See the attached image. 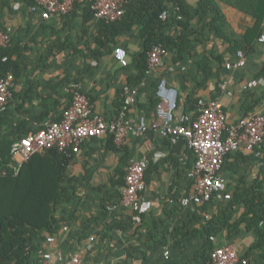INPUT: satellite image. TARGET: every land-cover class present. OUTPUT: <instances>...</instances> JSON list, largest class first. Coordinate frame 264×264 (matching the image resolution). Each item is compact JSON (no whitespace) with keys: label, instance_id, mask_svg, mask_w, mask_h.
I'll return each mask as SVG.
<instances>
[{"label":"trees","instance_id":"trees-1","mask_svg":"<svg viewBox=\"0 0 264 264\" xmlns=\"http://www.w3.org/2000/svg\"><path fill=\"white\" fill-rule=\"evenodd\" d=\"M36 1L21 0L29 13ZM82 5L84 21L93 20L89 4ZM259 8V12L253 14L258 37L264 19V0H260ZM164 11L166 16L162 18ZM219 13L212 0H198L196 5L190 4L189 0H128L119 20L96 21L95 32L90 36L94 46L88 48V56L100 60L113 52L118 37L136 29L139 48L132 53L131 63L124 67L130 73L125 85L130 89L140 87L148 76V53L153 46L159 45L165 52L163 55L172 54L173 64L185 66L182 77L187 84L181 85L185 95H178L177 105L182 106L184 113L193 112L199 99L196 96L198 89L205 87L213 77L215 66L218 69L225 67L226 59L221 54L200 51L210 40V34L230 43L222 29L225 21ZM14 37L11 35V45ZM10 44L0 49V56L8 57L7 61L0 60V75L12 72L16 76L20 71L10 58L11 53L17 51ZM247 48L249 51L251 47L247 45ZM228 49L234 56L245 47L229 44ZM254 78L264 79V61ZM249 90L252 89H246L242 99L243 115L254 112L258 101L247 98ZM120 92L123 100L124 90L121 88ZM70 100L71 95L69 103ZM121 103L117 111L121 109ZM24 123V119L12 114L10 105L0 112V264H39L48 249V235L59 236L64 226L71 228L73 236L79 235V240L93 233L111 238L106 231H131L132 241L127 243L126 253L138 264H154V260L161 258L165 246L183 258L184 254L188 255L184 262L173 260L168 264H211L210 254L216 245L210 240L211 235L223 236L226 243H230L250 233L252 242L238 252L248 259V264H264V142L259 156L242 151L226 156L225 159L231 162L226 165L229 199L205 202L197 211L189 209L185 215L188 218L181 219L185 213L178 207L177 195L173 194L174 203L167 202L158 215L152 211L143 214L139 223H135L136 212L121 221L114 217L108 221L111 216L108 207L121 197L118 189L124 187L130 153L121 159L124 165L116 170L113 190L108 191L88 185V171L82 175L69 173L68 166L74 154L72 145L63 150L54 146L35 153L15 173L11 167V145L16 138L29 132L21 126ZM110 135L105 147L113 150L117 146ZM252 167L256 170L251 171ZM147 172L145 170L144 179ZM91 206L94 214L79 219L77 213L89 211ZM100 225H103L101 233L97 229ZM193 242L198 246L188 252L189 244Z\"/></svg>","mask_w":264,"mask_h":264},{"label":"crops","instance_id":"crops-1","mask_svg":"<svg viewBox=\"0 0 264 264\" xmlns=\"http://www.w3.org/2000/svg\"><path fill=\"white\" fill-rule=\"evenodd\" d=\"M189 2L196 5L198 0H189ZM212 2L220 12L219 16L225 21L222 29L230 39V43L210 34V40L203 47L201 46L200 51H214L216 54H221L226 62H234L236 54L232 56L228 47L229 44H238L245 47L241 51L245 55L246 63L243 67L231 69L224 66L218 69L215 66L213 77L207 81L205 87L198 89L196 96L204 100H218L226 114L227 122L234 123L243 115L241 104L243 97L246 96L244 95L246 89L243 87L248 80L254 78L264 61V41H259V37L264 34V24H260L261 32L258 37V32L255 30L256 19L253 16L260 10V0H212ZM76 4L69 13L53 14L45 19L41 16L40 9L31 8L32 11L27 12L21 0L1 1L0 21L3 27L11 28L10 42L7 46L11 43V35L15 36L14 43L10 45L17 51L11 53L10 58L15 62V68L20 69L16 76L11 72L15 78L9 105L14 116L25 120L21 126L28 128L29 131H35L42 128L46 122L59 121L62 118L70 104L71 95L66 92L65 87L74 79L79 80V82L74 81L80 84L81 90L87 95L94 113L101 115L106 121L115 120L119 115L120 109L117 111V107L123 102L120 89L124 90L127 76L130 74L124 67L131 63L132 53L139 48L136 29L118 37L112 53L104 55L100 60L91 59L87 50L94 46L90 36L95 32V23L98 19L84 21L82 12L84 5ZM213 13L215 15V10ZM247 45L251 47L249 51ZM117 48L125 49L128 60L126 65H122L114 56ZM93 61L95 64H92ZM184 70L185 66L181 63L173 64L170 52L162 55L159 65L146 71L148 76L141 82L140 87H134L136 102L127 112V117L134 121H138L141 117L145 118L148 123L145 132L142 135L129 132L125 143L122 146L114 143L117 148L113 150L105 147L107 138L111 136L108 132L87 139L83 142L82 148L83 143L73 147L74 154L68 166L69 173L82 175L88 171L90 173L87 178L88 185L92 188L100 187L103 191L113 190L112 181L117 178L116 170L123 164L121 159L126 153H130V161L143 158L148 162L145 169L148 170L144 179L145 188L141 193L152 203L148 212L160 214L167 202L176 201L171 196L173 194L177 195L178 207L185 213L181 215V219L188 218L185 215L189 209L197 211L201 205L182 206L179 203L180 197L191 191L192 179L188 178L187 174L194 166L193 151L188 147L185 138L178 137L175 141H171L167 137L160 136L150 127L156 113L153 102L157 105L156 87L159 79L166 78L168 83L177 89L178 95L183 97L185 94L181 85L185 84L182 77ZM222 83L226 86V92L220 90ZM251 89L247 91V98L258 100L254 112L261 111L264 114V79L261 80V85ZM125 94L124 90V96ZM182 110V106L178 104L175 112L177 117L184 113ZM19 139L16 138L14 142ZM237 151L248 153L242 149ZM18 159L20 163V158L12 154L11 167L15 173L23 164L21 162L16 169L19 164ZM230 163L229 159H224L222 165L221 173L226 182L228 179L226 165ZM255 170V167H252L251 171ZM123 188L118 189L120 196ZM216 199L218 198L212 200ZM119 201L116 203L119 204ZM109 212L111 216L108 221H111V217L121 221L135 211L119 206ZM92 214H94L93 208L78 212L77 216L82 219ZM64 227L59 236H53V241H47L46 252L51 251L54 255L60 253L63 259H67L74 252L81 251L84 254L83 264H138V261L128 257L126 253V245L132 241L131 231H106L111 238L93 233L79 240V235H72L70 227ZM102 228L103 225L97 227L100 233ZM250 237L253 238L247 233L246 236L230 244H235L241 252L252 242L249 241ZM216 242L225 244V237L217 236ZM197 246V242L190 243L188 252ZM169 249L165 246L161 258L154 260V264H168L173 260L181 263L188 259V255L184 254L183 258L177 251L172 252ZM165 251L170 253L165 254Z\"/></svg>","mask_w":264,"mask_h":264},{"label":"built area","instance_id":"built-area-1","mask_svg":"<svg viewBox=\"0 0 264 264\" xmlns=\"http://www.w3.org/2000/svg\"><path fill=\"white\" fill-rule=\"evenodd\" d=\"M127 1L37 0L32 10L40 9L41 16L46 19L53 14L69 13L76 3H88L95 19L116 21L122 17ZM165 16L164 11L161 17ZM10 34V27L0 25V49L10 42ZM259 41H264V34L259 37ZM164 53L159 45L153 46L148 53L147 70L157 67ZM114 56L122 65L127 64L125 49H115ZM235 57L234 62L225 63L227 69L245 65V55L241 50L236 52ZM7 59L6 55L0 56L2 62ZM92 64H95V61ZM261 80L252 78L243 88L257 87L261 85ZM13 87L14 75L11 72L0 75V112L7 109ZM225 88V84L222 83L220 90L226 92ZM65 90L71 94V100L62 118L59 121L46 122L42 128L29 131L24 137L12 143L11 152L13 156L17 155L20 158V163L29 160L35 153H42L47 148L55 146L63 150L71 145L78 147L87 139L102 136L107 132L113 135L117 146H122L129 132L142 135L147 129L148 123L144 117L138 121L127 117L128 110L136 102L134 88L124 87L126 94L122 107L117 118L112 121H106L101 115L94 113L87 95L77 82H68ZM156 96L158 102L155 117L150 123L151 129L171 141H175L178 137L185 138L195 156L194 166L187 174L188 178L192 179L191 191L181 196L179 203L182 206H190L202 205L215 198L229 199L231 192L227 190V182L221 173L223 161L229 153L240 149L255 156L261 154L264 142V114L261 111L252 112L241 116L234 123H228L218 100L199 98L195 111L177 117L175 112L178 91L166 78L159 79ZM147 165V160L143 158L130 161L119 204H111L108 207L109 210L119 206L134 210L136 223L141 222L142 215L152 207L151 201L141 195L145 188L144 173ZM53 239V236L47 237L48 242ZM210 240L216 244L210 254L211 264H248V259L239 254L235 244H219L213 235L210 236ZM167 253L165 251V254ZM83 258L84 254L81 251L74 252L67 259H63L60 253L54 255L51 251H47L42 255L39 264H83Z\"/></svg>","mask_w":264,"mask_h":264},{"label":"rangeland","instance_id":"rangeland-1","mask_svg":"<svg viewBox=\"0 0 264 264\" xmlns=\"http://www.w3.org/2000/svg\"><path fill=\"white\" fill-rule=\"evenodd\" d=\"M252 239H253V238H252V237H250V238H249V241H252Z\"/></svg>","mask_w":264,"mask_h":264}]
</instances>
